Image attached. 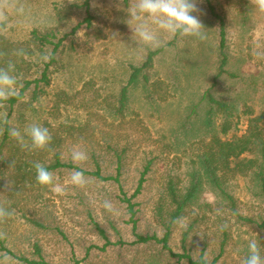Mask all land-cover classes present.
<instances>
[{
	"label": "rangeland",
	"instance_id": "obj_1",
	"mask_svg": "<svg viewBox=\"0 0 264 264\" xmlns=\"http://www.w3.org/2000/svg\"><path fill=\"white\" fill-rule=\"evenodd\" d=\"M130 3L18 0L25 13L14 14L12 27L0 34V47L12 44L15 60L22 58L14 53L25 49L23 59L30 64L17 71L28 80L41 78L53 49L33 40V31L41 36L51 31L54 41L62 39L49 67V83L40 82L45 92L34 100L28 89L9 118L10 126L22 132L37 122L56 139L48 153L24 149L11 137L12 146L23 155H13V147L8 146L6 162L0 158V165L10 168L4 185L0 184V204L16 211L0 223L7 235L0 240V264H27L19 255L39 260L36 244L49 264H192L187 257L173 256L161 242H136V235L164 237L172 208L168 184L185 192L195 179L200 183L198 192L181 216L185 226H171V252L186 253L194 260L202 257L209 264H244L248 243L254 239L264 255L259 168L237 166L242 160L258 159L259 154L245 153L231 169L218 172L235 210L252 219L250 223L237 218L231 201L208 181L201 164L215 136L238 138L246 132L251 113L264 112V55L256 54H264V14L256 12L250 0H198L206 39L162 34L158 45L147 46L133 38L127 23ZM222 23L227 63L218 76ZM156 50L152 63L128 87L122 104L132 67L142 66ZM209 97L228 103V109L221 110ZM0 111L8 114L7 103ZM225 121H232L233 127L223 134ZM74 146L88 153L82 170L95 171L98 162L103 176H118V181L88 172L89 183L81 189L70 182L75 165L51 171L64 188L62 195L33 180L27 185L18 182L21 176L14 169L19 162L45 165L59 151L62 162L72 163ZM105 200L113 204L115 214L104 209ZM29 218L45 227L35 226Z\"/></svg>",
	"mask_w": 264,
	"mask_h": 264
},
{
	"label": "trees",
	"instance_id": "obj_2",
	"mask_svg": "<svg viewBox=\"0 0 264 264\" xmlns=\"http://www.w3.org/2000/svg\"><path fill=\"white\" fill-rule=\"evenodd\" d=\"M88 4V1H87ZM87 22L90 23V18H87ZM33 40H40L41 44L43 45H53L52 53L50 54V62L45 65V68L43 69L42 76L40 79H34V80H28L26 79L25 76H21V73L17 70H23L26 65H29L30 63L23 59V56H20L22 59L21 60H15L13 57H11V53L13 50V45L7 42L8 45H4L0 47V52L5 53L6 55L3 58H0V66H5V63L7 60H12L15 65H16V73L20 77L19 83L23 84L21 87V91L18 94V97H14L9 99L8 101H5L7 103V108H8V123L4 124V131H3V137L0 141V158H3L1 161L2 163L6 162V159L4 158L6 156V151L8 150V146H12V138L8 134L9 128H11L10 123H9V118L13 113L14 106L21 101L28 89H32V98L34 100H37L41 94L45 92V89L42 85H40V82H45V84L49 83V76H48V71L51 63H54L56 61L55 55L57 51L59 50L60 46L62 45V39L59 40L58 42L54 41L51 37H54L53 32H47L44 35H39V33L35 30L33 31ZM224 44H225V31H224V23H222V29H221V47H222V62L220 66V72L218 76H220L223 72H225V65L227 63V55L224 52ZM25 50V49H23ZM41 50L43 51V47H41ZM159 51H152L149 53L146 61L143 63L142 66L139 67H132V74L130 76L128 84L123 88L122 90V104L126 100L127 96V91L128 87L132 85L138 78V76L141 74V72L144 70V68L148 67L153 60V57L158 53ZM35 84V85H34ZM32 85H34L32 87ZM209 101L219 107L221 110H227L229 107V104L226 102H222L220 100H216L213 97H209ZM233 127L232 121H225L221 127V132L223 134L228 133ZM55 139L56 137H52V141L50 144V147H53L55 144ZM207 150H205L204 154L202 155L201 158V164L203 168V173L207 177L208 181L215 185L216 187L221 190L222 194H225V196L231 201V204L233 206L234 212L237 214V218L239 220H243L246 222H251L252 219L248 217H244L240 215L236 210H235V201L233 197L224 191L222 189L220 180L221 177L218 174L219 171L224 170V169H231V164L234 160L239 159L243 154L248 153V152H257L259 154L258 159H250L247 163H245L243 160L240 163H237V166H248V168L253 169V168H259L258 175L261 179L262 183V188L264 190V112H262L259 115H254L251 113V117L249 118V124L246 132L235 139L231 140H224L220 138L219 136H215L209 144H207ZM14 152L12 153L15 156H21L23 153H20L19 147H13L12 149ZM19 152V153H18ZM45 152L50 153L47 149H45ZM54 160L51 163L46 164L45 167L48 168L49 171H55L58 170L62 167H69V168H74L75 165L72 163H64L60 160V152L56 151L54 154ZM34 163L32 162L30 165L24 162H19V164L16 166L14 171H16V174L19 178L20 181L19 183L23 185H27L28 180H33L36 181V172L34 168ZM97 168L95 171H86L82 170L79 168L78 170L84 171V173L90 172L92 175H95L101 179H115L118 181V176L113 177V176H103L101 172V166L97 162ZM6 165V164H5ZM12 165V163H10ZM20 165V166H19ZM4 165H0V184L4 185L2 180H5L7 175L9 174V167H5ZM76 168V167H75ZM22 172V174H21ZM21 174V175H20ZM12 176V175H10ZM12 178V177H9ZM17 183V182H15ZM199 184L197 180L191 181V184L189 188L185 191L182 192L180 189H177L173 183L168 184V197L170 200V205L171 209L169 211L170 215V221L166 227L165 235L164 237L160 238L157 235H141L137 234V240L136 242L138 243H146L151 240H155L158 242H161L163 244V247L168 249L170 253L173 256H178V257H187L190 263L192 264H209L206 260H204L202 257L199 260H194L190 255H187L186 253L181 254H175L171 252V249L168 245V240L170 237L171 233V226L173 224V221L176 220L178 217H181L184 214L185 208L192 202L194 197L197 194V190L199 188ZM142 185V179L141 183L139 185L138 191L140 190V186ZM127 202L129 203L130 209H132V203L130 198H127ZM29 222L34 224L35 226L42 227L44 228L45 225L38 219L34 218H29ZM262 227H264V223L261 224ZM109 242V241H108ZM6 250L11 252L7 247H4ZM35 252L39 254V260L36 259H30L26 256L19 255L18 258L19 260L27 263V264H49L47 263L40 254V246L36 244L34 246Z\"/></svg>",
	"mask_w": 264,
	"mask_h": 264
},
{
	"label": "clouds",
	"instance_id": "obj_3",
	"mask_svg": "<svg viewBox=\"0 0 264 264\" xmlns=\"http://www.w3.org/2000/svg\"><path fill=\"white\" fill-rule=\"evenodd\" d=\"M256 12L264 14V0H250ZM18 0H0V34L8 31L12 27V16L23 15L25 8L17 6ZM201 9L198 7V0H131L128 7L129 19L127 21L133 38L147 46L158 45L162 34L180 35L194 37L204 40L207 37V30L199 18ZM23 49L17 50L14 55L24 56ZM258 56L264 55L256 53ZM6 54L0 52V58ZM41 59L48 60L47 55H42ZM20 77L16 73V65L12 60H7L5 66H0V106L3 102L11 98L18 97ZM8 123V114L0 111V135L3 134V125ZM9 136L16 139L24 149L45 150L51 144L52 135L47 127L32 122L25 126L23 132L16 127L8 130ZM27 137L28 139H25ZM30 141V143H29ZM61 154V159H63ZM89 159L88 153L79 146H74L70 150V160L76 165L70 176L72 185L81 189L85 188L89 181L84 171L79 169ZM36 172V181L42 186H48L51 191L62 195L64 188L56 182L54 174L40 162L34 163ZM5 190H10L9 182L4 186ZM103 207L106 211L115 214L113 204L105 200ZM16 215L14 208L5 207L0 204V223L6 219L13 218ZM181 227H184L183 217H178L173 221ZM7 235L0 230V240H6ZM4 261L8 257L3 258ZM244 264H264V255L261 254L260 246L256 240H250L248 243V255Z\"/></svg>",
	"mask_w": 264,
	"mask_h": 264
}]
</instances>
